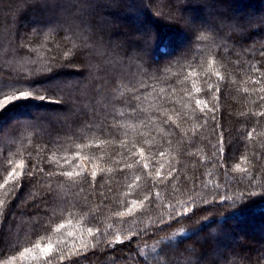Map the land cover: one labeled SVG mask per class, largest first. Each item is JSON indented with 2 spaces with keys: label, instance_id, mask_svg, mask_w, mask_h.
Returning a JSON list of instances; mask_svg holds the SVG:
<instances>
[{
  "label": "trees",
  "instance_id": "1",
  "mask_svg": "<svg viewBox=\"0 0 264 264\" xmlns=\"http://www.w3.org/2000/svg\"><path fill=\"white\" fill-rule=\"evenodd\" d=\"M56 3L58 7L44 9L33 0H0V65L5 72L52 64L51 74L59 73L65 85L63 104L53 90L44 101L18 103L0 115V184L21 161L26 172L96 171L97 188L102 185L108 199L101 204L98 195H88L87 186L73 197L76 186L66 177L38 171L22 177L15 192L9 182L0 188V200L11 213L24 214L26 230L16 247L0 244V264H48L46 255L52 264H146L138 248L148 257L167 248L168 257L182 258V264H264V116L252 115L264 104L259 101L264 77L251 70L253 64L264 70L259 55L264 51V0ZM201 30H207L208 38L196 40ZM70 47L76 54L66 59ZM249 76L260 82L251 83ZM3 79L13 82L7 75ZM216 86L218 102L213 98ZM205 103L218 108L216 120L204 113L208 122L199 126ZM252 128L253 139L246 140ZM219 132L224 135V167L213 156ZM170 168L175 169L171 179L159 182L156 169L166 176ZM37 177L42 179L32 183ZM149 191L153 197L159 192L160 199L141 204ZM37 199L42 202L34 208ZM133 200L137 204L128 215ZM67 201L76 204L72 215L65 211L71 207ZM170 205L178 212L189 205L192 210L179 215L181 223L172 221L175 227L161 222L149 227L147 235L132 236L149 218L169 220ZM117 211L124 216L113 215ZM193 211L196 215L189 219ZM37 212L44 226L33 230L29 225ZM97 226L102 235H90L88 227ZM117 234L124 243L109 247L107 241ZM68 237L71 245L60 241ZM37 243L52 245V252H42ZM84 245L85 254L67 258ZM61 254L66 257L62 261Z\"/></svg>",
  "mask_w": 264,
  "mask_h": 264
},
{
  "label": "snow or ice",
  "instance_id": "2",
  "mask_svg": "<svg viewBox=\"0 0 264 264\" xmlns=\"http://www.w3.org/2000/svg\"><path fill=\"white\" fill-rule=\"evenodd\" d=\"M77 2H78V4H84L85 6H87V0H77ZM33 4L36 7H42L44 9L58 7L56 0H33ZM80 21H81V24L87 23L83 19V17L80 18ZM236 27L242 28V27H244V25L237 23ZM207 38H208L207 30L199 31L195 37L196 40H205ZM85 46L87 47L89 45H85ZM22 47H23V45H22ZM30 50L31 49H29V51ZM75 54L76 53L74 52L73 47H70L65 51L64 56L67 59V58H70L71 56H73ZM259 55L264 56V51H261L259 53ZM53 68H54V65L49 64V65H44L40 68H33L29 72H25L22 69H14L13 71L5 72L4 67L2 65H0V97H2V99H0V115H2L6 111H10L12 108H15L18 105V103H22V102H25L28 100L44 101V100L48 99V97H46L45 93L53 91V90H55L56 93L61 94L58 102L63 104L64 100H63V96H62V89L65 87V85L62 82H59V80H60V74L59 73L51 74V73H53ZM251 70L259 73L260 77H264V70L257 68L255 64L252 65ZM5 75L10 77L11 81H13V82H11V83L5 82V80L3 79V77ZM219 79L223 82L224 78H223V76H219ZM248 79L253 84H257L260 82L259 77L257 79H252L249 76ZM233 82H235V81L233 80ZM23 89H28V90H23ZM212 89H213V85L210 84L208 90L212 91ZM237 90L239 91V89H237ZM8 91H12L13 94L7 95ZM197 91H199V89H197ZM243 91L247 93V92H249V89L245 88V89H243ZM259 91L261 93H264V87H261L259 89ZM219 93H220V88H219V86H216L215 92L213 93V98L217 102L219 101ZM135 99H139V96H136ZM259 101H264V95L259 96ZM125 102L127 103L128 101H125ZM253 102L258 103L257 101H253ZM201 103H202V101L200 99H197L195 101V104L197 106H199ZM133 108H134V106H133ZM258 108L260 110L253 112L252 115L257 116V117L264 116V104H258ZM61 110H63V109H61ZM217 110H218V108L209 107L205 103V107L200 109V112L202 113V115L200 117V121H202V123H200L199 126H203V124H206L208 122V119L206 118V116L203 115L204 113L211 114L210 118L213 121L216 120L215 112ZM68 111L73 112L72 109H69ZM241 115H248V113L243 112V113H241ZM168 119L170 120L171 117H169ZM163 122L167 123L168 120H164ZM257 122H259V121H257ZM216 127H219V125H216ZM18 130L19 129H17V131ZM254 132H256L255 128H252L251 130H249L246 134L245 139L249 140V141L252 140ZM2 135H3V130L0 129V136H2ZM70 135L76 139H82L81 137H78L76 133H71ZM217 135L219 137L218 142H217V144L212 145V147L214 149L213 156L217 157V160L220 162V167H224L225 166L223 163L224 135H223V132H219V133H217ZM96 147H99V145L97 144ZM245 147H248V145H245ZM137 152L141 158L144 157L145 153H144L143 148L137 149ZM137 152H133L132 155L133 156L137 155ZM160 155L163 156L164 153L161 152ZM78 158L79 157H77V159ZM257 158H259V156ZM243 159L247 160V155H245L243 157ZM118 163H119V161H118ZM136 163L140 164L141 160H137ZM213 166H215V164ZM127 167L131 168L132 165L128 164ZM142 167L144 169H148L149 165L147 163H143ZM162 167L163 166H161V168ZM235 167H236V170H240L239 164H237ZM18 169H19V171H17ZM34 171L44 173V175L48 176V177L57 176V175L66 177L69 181H71L72 186H76V190L72 193L73 197H79L81 193H84L86 191V186H87V188L91 189V191L88 192V195L93 196V197L98 195L101 198V200H100L101 204H103V202L108 199V196L105 195L104 191L100 190V189H102L103 186L101 185L100 188H97V185H96L97 172L96 171H92L90 174H86L84 172H79V173L74 174L73 172L67 171V170L57 171L55 169H51V170L45 172V170L43 168H39L38 170L33 168L32 170L26 172V171H24V162L23 161L16 164L14 168H10L9 170H7L6 179H4L3 183L0 184V188L5 187L6 185L9 184V182H11L12 186H13L12 190H13V192H15L17 189V182L20 181V179L22 177L33 175ZM120 171H124V168L122 167L120 169ZM243 171H247V168L243 169ZM174 172H175V169L170 168L167 175L165 176V175H162L161 169H156V176H157L159 182H166L168 179H171V177L174 175ZM77 177H78V179H77ZM41 179H42V177H37V180L33 181L32 183H37ZM177 179H178V177H177ZM137 180H139V177H137ZM20 186L23 187L22 184ZM41 186H43V185H41ZM48 187H49V189H51V183L50 182H48ZM129 187H131V185H129ZM109 191H111V190L109 189ZM29 195L31 197L34 195V193H30ZM83 199L87 200L88 196H84ZM149 199H153L154 202L158 201L160 199V193L156 192L155 196L153 197L152 191H149L145 195L144 201H141L140 203L143 204L145 201H147ZM213 199L214 200L218 199V197H213ZM41 202L42 201L40 199H37L36 203L33 204L32 207L39 208ZM67 203L70 204L71 207L65 208V211L68 213V215H72L73 212L75 211L76 204L73 201H67ZM136 204H137V201L133 200L132 201V207H129L127 209L128 215L133 214V208L136 206ZM107 206L108 205H104V207H107ZM170 209L171 210L169 212V216H170L169 220H165L163 216H161L160 219L157 221H152L151 218H149L148 223L145 225V228L141 229L140 231L133 232L132 236L139 238L142 234L147 235V229L149 227H153V226L159 227V224L161 222L167 223L169 225V227H175V224L181 223V221L178 219L179 215L187 216L188 212L192 210L190 205L186 206L185 209L183 210V212H178L175 208V205H170ZM40 215H41V213L37 212V213H33L32 217H31L33 223L31 225H29V227H31L33 230H35L36 228L44 226L41 223V221L38 219V217ZM113 215L123 217L124 213L117 211V212L113 213ZM195 215H196V213L193 211V216L189 217V219L194 218ZM23 217H24L23 213H21L19 215L11 213L9 211L7 202L5 200H0V244L9 245L12 247L17 246L19 235L23 231L26 230L22 227ZM49 219H51V217ZM172 221H175V224H173ZM60 227H63V225H61ZM58 230L59 229H57V231ZM160 231H167V229L160 228ZM88 233L90 235H94V236L95 235H102V233H100V227L99 226H97L95 230L92 227H88ZM126 239L132 240V237L129 236V237H126ZM132 242L134 243L136 241H132ZM161 242H162V240L157 241V243H161ZM122 243H124V240H121L119 234L115 235L113 237V239L107 241V244L109 247H113L116 244H122ZM35 247L41 248L42 252H45V253L50 254L52 252V245H50V244L47 245L46 247H42L39 243H37L35 245ZM30 250H31L30 248H24L23 252H28ZM87 250H88L87 245H85L83 249H77L75 252L69 253L67 258L71 259V256H73V255L85 254L87 252ZM136 251H137V255L143 256L146 264L148 261L153 260V259L157 261V264H182V258L171 259L168 257L167 248L161 249L158 255H154L152 257H148V256L144 255L140 248H138ZM151 251L153 253H156V251H157L156 247L153 246ZM185 251H188V250L186 249ZM177 252H179V249H177ZM44 258H45V260H47L48 264H52V260H50L47 255ZM65 258L66 257L64 254H61L59 256V259L61 261L64 260ZM77 264H79L78 261H77Z\"/></svg>",
  "mask_w": 264,
  "mask_h": 264
},
{
  "label": "rangeland",
  "instance_id": "3",
  "mask_svg": "<svg viewBox=\"0 0 264 264\" xmlns=\"http://www.w3.org/2000/svg\"><path fill=\"white\" fill-rule=\"evenodd\" d=\"M63 240H65L66 242H67V244H69V245H71L72 244V240H71V238H62V239H60V241H63ZM85 246V245H84Z\"/></svg>",
  "mask_w": 264,
  "mask_h": 264
}]
</instances>
